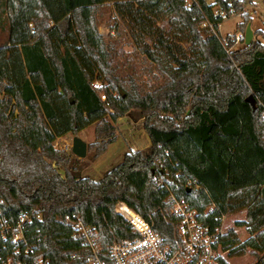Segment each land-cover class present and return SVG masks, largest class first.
Returning a JSON list of instances; mask_svg holds the SVG:
<instances>
[{
    "label": "trees",
    "instance_id": "1",
    "mask_svg": "<svg viewBox=\"0 0 264 264\" xmlns=\"http://www.w3.org/2000/svg\"><path fill=\"white\" fill-rule=\"evenodd\" d=\"M245 3L0 0L9 21L0 45L1 261L19 248L16 258L26 264L39 258L87 264L90 250L70 222L81 220L96 231L112 264L108 248L138 234L116 206L129 219L137 211L171 241L170 191L201 211L214 203L216 224L248 209L237 223L252 236L241 242L229 230L224 249L232 257L264 252V45L234 48L229 35L228 52L208 24L221 23L216 6L241 11ZM104 10L115 18L107 34L99 31ZM126 35L141 56L140 68L118 60L117 44ZM145 68L151 84L140 73ZM251 93L255 108L247 101ZM133 109L145 116L150 145L126 153L100 180L83 175L87 162L54 146L96 123L100 142L88 150L97 158L115 142L119 117ZM187 179L209 195L188 191ZM21 214L31 219L24 239L14 242Z\"/></svg>",
    "mask_w": 264,
    "mask_h": 264
},
{
    "label": "built area",
    "instance_id": "2",
    "mask_svg": "<svg viewBox=\"0 0 264 264\" xmlns=\"http://www.w3.org/2000/svg\"><path fill=\"white\" fill-rule=\"evenodd\" d=\"M234 13H237L235 6L218 5L214 9V15L221 19V23H218L217 27L212 23H208L228 52L230 50V37L236 43L245 39L243 32L235 33L230 37L221 34L222 22ZM93 86L95 89H100L101 82L95 81ZM101 98L106 101V94L103 93ZM59 139L54 142L56 148L60 147ZM185 186L196 193L204 191L209 195L207 189L195 179H187ZM169 200L172 204L171 217L169 219L165 217L174 229V239L171 241L155 229L154 222L147 220L134 209L135 217L129 219L120 213L116 206V211L132 224L138 234L114 242L108 248L109 262H112V264H221L222 259L227 261L225 256L229 255V249H224L223 245V236L228 232L223 228L224 216L226 215L222 216L220 224H216L210 219V210L217 208L214 203L201 211L192 207L191 203L185 198H180L171 191ZM30 219L29 214L20 215L19 222L14 229L12 241L18 242L24 239V224ZM215 220H218V217ZM70 222L75 227L78 235L83 237L90 250L87 264H108L102 254V247L96 231L81 220ZM25 252L27 253L28 250ZM19 253L20 249L16 248L14 254L3 261L0 260V264H26L21 258H16ZM73 256L79 257L78 254ZM260 259L264 260V252ZM35 264L47 263L39 258Z\"/></svg>",
    "mask_w": 264,
    "mask_h": 264
},
{
    "label": "rangeland",
    "instance_id": "3",
    "mask_svg": "<svg viewBox=\"0 0 264 264\" xmlns=\"http://www.w3.org/2000/svg\"><path fill=\"white\" fill-rule=\"evenodd\" d=\"M240 1V0H239ZM101 23L99 24V31L102 34H107L111 24L113 23L114 15L106 10L99 16ZM244 22V26H240V23ZM251 24L254 31V37L252 42H258L264 45V0H246L241 11L237 10V13L232 14L228 19L224 20L221 24V34L223 36L234 35L235 33H245L247 25ZM9 21L6 12L0 11V45L4 44L8 38ZM241 29V30H240ZM245 29V30H244ZM256 31V32H255ZM123 43L117 44L119 53H123L122 56L118 57V60L124 63L135 65L140 68L141 56L134 52V45L129 36H125ZM230 47V46H229ZM246 47L245 39L239 43H236L234 48ZM138 56V57H137ZM150 68H145L140 71L144 81H150ZM125 73H122L123 75ZM252 94V93H251ZM250 94V95H251ZM249 95V96H250ZM145 116L143 112L138 109H133L126 115L119 117L116 122L117 127V138L115 142L107 147V150L99 155L97 158H93L92 155L95 153V149L87 153V156L82 159L87 162L86 167L83 169V175L93 180H100L103 176L108 173L112 168L119 165L126 153L135 152L138 150L146 149L150 145V139L145 130ZM96 123L85 128L79 132L83 140L90 144L96 140ZM76 135L68 134L65 137L60 138V150H66L72 154L73 138ZM100 142V140H98ZM77 157V156H75ZM248 209H241L233 214L224 216L223 228L226 231L233 230L236 232L238 239L241 242L247 241L252 233L244 225H240L237 222L245 220L247 217ZM248 253L241 257L226 255V259L230 264H254L257 259L261 257V253L257 254L248 249ZM161 264V263H159Z\"/></svg>",
    "mask_w": 264,
    "mask_h": 264
},
{
    "label": "water",
    "instance_id": "4",
    "mask_svg": "<svg viewBox=\"0 0 264 264\" xmlns=\"http://www.w3.org/2000/svg\"><path fill=\"white\" fill-rule=\"evenodd\" d=\"M100 31H102L101 28H100ZM244 34H245V43H246V45H249L252 42L253 37H254V31L251 27V24L247 25V28H246V31ZM247 101H249L254 108L256 107L257 100L253 94H251L247 98ZM72 153L81 159H84L87 156L88 143L78 135L74 136V138H73ZM187 190L190 191L189 188Z\"/></svg>",
    "mask_w": 264,
    "mask_h": 264
},
{
    "label": "crops",
    "instance_id": "5",
    "mask_svg": "<svg viewBox=\"0 0 264 264\" xmlns=\"http://www.w3.org/2000/svg\"><path fill=\"white\" fill-rule=\"evenodd\" d=\"M230 214H233V213H230ZM228 215V214H227ZM237 257H241V256H237ZM229 263V262H228ZM230 264V263H229Z\"/></svg>",
    "mask_w": 264,
    "mask_h": 264
},
{
    "label": "bare ground",
    "instance_id": "6",
    "mask_svg": "<svg viewBox=\"0 0 264 264\" xmlns=\"http://www.w3.org/2000/svg\"><path fill=\"white\" fill-rule=\"evenodd\" d=\"M133 217H135V216H131V218H130V219H132Z\"/></svg>",
    "mask_w": 264,
    "mask_h": 264
}]
</instances>
